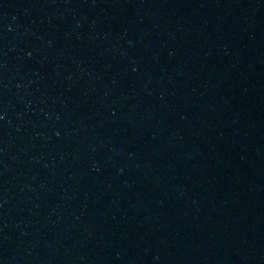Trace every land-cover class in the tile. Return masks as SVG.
<instances>
[{"label":"water","instance_id":"95a60500","mask_svg":"<svg viewBox=\"0 0 264 264\" xmlns=\"http://www.w3.org/2000/svg\"><path fill=\"white\" fill-rule=\"evenodd\" d=\"M0 264H264V0H0Z\"/></svg>","mask_w":264,"mask_h":264}]
</instances>
